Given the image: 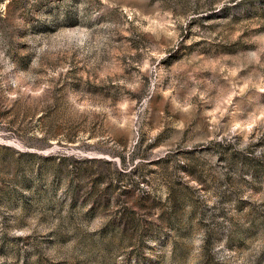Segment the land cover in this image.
Masks as SVG:
<instances>
[{
	"label": "rangeland",
	"instance_id": "obj_1",
	"mask_svg": "<svg viewBox=\"0 0 264 264\" xmlns=\"http://www.w3.org/2000/svg\"><path fill=\"white\" fill-rule=\"evenodd\" d=\"M0 264H264V0H0Z\"/></svg>",
	"mask_w": 264,
	"mask_h": 264
}]
</instances>
